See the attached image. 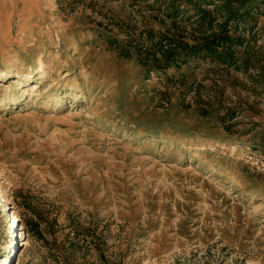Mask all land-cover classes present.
<instances>
[{"label":"rangeland","instance_id":"1","mask_svg":"<svg viewBox=\"0 0 264 264\" xmlns=\"http://www.w3.org/2000/svg\"><path fill=\"white\" fill-rule=\"evenodd\" d=\"M140 12L0 0V264H264V56L147 72L106 42Z\"/></svg>","mask_w":264,"mask_h":264},{"label":"trees","instance_id":"2","mask_svg":"<svg viewBox=\"0 0 264 264\" xmlns=\"http://www.w3.org/2000/svg\"><path fill=\"white\" fill-rule=\"evenodd\" d=\"M126 1H123L125 3ZM140 15L156 18L161 29L143 24H130L119 18L125 37L107 32L106 42L124 58L135 57L149 71L180 68L191 62L209 60L215 67L252 69L262 84L259 62L264 56L263 46H256L257 14L264 0H130ZM127 17V16H125ZM128 18V17H127ZM217 67V66H216ZM258 71V72H257ZM182 83L188 82L182 74ZM194 83L193 81L190 84ZM200 113L207 115L212 109L202 104ZM209 105V104H208ZM234 107L224 113L232 117ZM232 114V115H231ZM227 126V125H225ZM229 130V126L225 127Z\"/></svg>","mask_w":264,"mask_h":264}]
</instances>
